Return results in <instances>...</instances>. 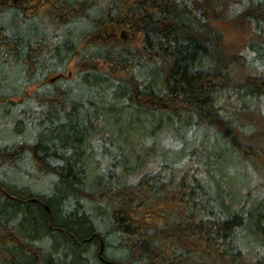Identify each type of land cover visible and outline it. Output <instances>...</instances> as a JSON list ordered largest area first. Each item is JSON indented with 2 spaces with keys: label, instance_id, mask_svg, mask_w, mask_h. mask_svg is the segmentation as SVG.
I'll return each instance as SVG.
<instances>
[{
  "label": "trees",
  "instance_id": "obj_1",
  "mask_svg": "<svg viewBox=\"0 0 264 264\" xmlns=\"http://www.w3.org/2000/svg\"><path fill=\"white\" fill-rule=\"evenodd\" d=\"M193 1L0 0V264H264V0H242L252 36L231 46ZM145 113L187 130L133 183L116 128ZM85 146L110 163L95 189ZM226 147L244 170L230 201L211 157ZM21 158L50 192L10 182ZM94 206L123 256H99Z\"/></svg>",
  "mask_w": 264,
  "mask_h": 264
},
{
  "label": "rangeland",
  "instance_id": "obj_2",
  "mask_svg": "<svg viewBox=\"0 0 264 264\" xmlns=\"http://www.w3.org/2000/svg\"><path fill=\"white\" fill-rule=\"evenodd\" d=\"M255 2L263 1V0H254ZM242 0H196L193 1L194 7L198 10L199 13H202L203 17L210 21L213 26L223 34L226 44L229 46L237 45L241 43H247L252 36V27L249 22L247 27H241L240 24L235 22V18L232 19L236 15L237 17L240 15L241 6L243 10L254 11L251 10V6L249 3L243 4ZM248 19V18H247ZM248 19L247 21H249ZM70 71L74 73L76 68L74 65L70 66ZM73 82H75V78H73ZM75 84V83H74ZM4 90H9L4 88ZM225 100H222L220 104H224ZM113 106L121 107L118 102H114ZM114 115V113H112ZM129 117V118H128ZM124 118H128L123 121V119L119 120V124L116 128L118 143L121 145L122 152L124 153L122 156V160L126 162L125 168L122 170V175L127 181L136 182V180L142 176L145 172L152 171L158 167V164L162 159H171V157H175L177 152L182 148L177 145V142L180 141L181 136L184 135L183 131L187 130L185 124L173 126L171 120L166 116H162L157 114V117H154L150 114H142V115H127ZM9 129L0 130V139L9 140L12 136L10 135ZM23 136V135H22ZM32 133H26L24 135V139L32 138ZM169 139V142L167 143ZM171 140V141H170ZM167 143V144H166ZM179 148V149H178ZM104 148L101 153L102 156L98 157L100 163L98 162L95 153L92 151L90 146H85V152L82 156V162L87 164L86 169V177L84 179V188L86 189H95L100 186V183L105 180V174L107 172L108 167H110V163L106 159V152H104ZM231 150L229 147L223 148L220 151L214 152L211 156L214 158L213 160L217 161L216 167L220 169V172H216V177L220 179L221 186L227 190V200L230 201V197L232 195V191L230 189L231 181H244V170L238 164V160L236 159L235 154L231 156L228 155V152ZM114 150L110 151V154H113ZM228 163H233L235 168L234 172L233 167H230ZM20 170L17 175V172L7 171V178L14 185H19L24 187V182L30 185L31 181L36 191L40 192H50L53 189L54 181L56 178L46 177L45 181L42 179V175H38L39 179H31L26 181L24 177H21L23 174V169H31L30 171L36 172V168L31 167V163H26L24 158H21L19 161ZM28 164V165H27ZM0 165H3L0 163ZM30 165V166H29ZM6 167H4L5 169ZM188 168L186 165L185 169ZM3 169V170H4ZM32 178V177H31ZM86 189V190H87ZM263 191V187L256 183L249 189L250 194L255 198H260ZM39 192V193H40ZM80 201H85L84 199H80ZM259 206V204H258ZM95 207V206H94ZM260 209L264 211V199L261 200ZM93 214L94 221L99 220L98 225L100 228H103L102 232H106V228L111 225V218L108 216L107 210L105 207H95L91 210ZM103 218V219H102ZM103 222V223H102ZM117 235L103 234L104 243L108 244V247H104V252L107 256L111 255L114 257H121L124 255L123 252L118 251L113 247L117 244L116 237ZM100 245V243H99Z\"/></svg>",
  "mask_w": 264,
  "mask_h": 264
},
{
  "label": "flooded vegetation",
  "instance_id": "obj_3",
  "mask_svg": "<svg viewBox=\"0 0 264 264\" xmlns=\"http://www.w3.org/2000/svg\"><path fill=\"white\" fill-rule=\"evenodd\" d=\"M92 238H90V240H91ZM100 240H102V242H99L100 243V250H101V248H102V245H104V247H105V244H104V242H103V239H100ZM103 254H104V252H103ZM106 257V256H105ZM106 261V260H105ZM104 261V262H105ZM107 263V262H106Z\"/></svg>",
  "mask_w": 264,
  "mask_h": 264
},
{
  "label": "bare ground",
  "instance_id": "obj_4",
  "mask_svg": "<svg viewBox=\"0 0 264 264\" xmlns=\"http://www.w3.org/2000/svg\"><path fill=\"white\" fill-rule=\"evenodd\" d=\"M101 252H103V245H102V249H101ZM107 264H109L110 262L109 261H106ZM112 263V262H111Z\"/></svg>",
  "mask_w": 264,
  "mask_h": 264
},
{
  "label": "water",
  "instance_id": "obj_5",
  "mask_svg": "<svg viewBox=\"0 0 264 264\" xmlns=\"http://www.w3.org/2000/svg\"><path fill=\"white\" fill-rule=\"evenodd\" d=\"M53 80H54V79H53ZM53 80H52V81H53ZM101 253H102V252L100 251V254H101ZM109 264H111V263H109Z\"/></svg>",
  "mask_w": 264,
  "mask_h": 264
}]
</instances>
